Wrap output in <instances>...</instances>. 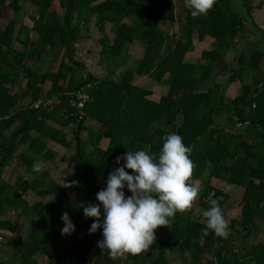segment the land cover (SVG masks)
Returning a JSON list of instances; mask_svg holds the SVG:
<instances>
[{
  "label": "trees",
  "instance_id": "16d2710c",
  "mask_svg": "<svg viewBox=\"0 0 264 264\" xmlns=\"http://www.w3.org/2000/svg\"><path fill=\"white\" fill-rule=\"evenodd\" d=\"M20 1L37 8L28 16L30 27L15 19L23 11ZM55 1L62 10L60 17L51 9ZM178 4L184 12L178 30L162 32L160 24L179 20ZM263 6L264 1L217 0L207 16L193 18L184 0H0V15L2 8L11 10L0 27V239L13 249L17 264H37L35 254L46 258L43 264H168L169 252L187 253L192 264H264V241L250 238L264 224V47L239 48L252 33L264 43V30L252 15ZM92 22L102 33L97 65L108 72L120 68L129 44L142 47L134 70L123 72L118 83L108 79L109 75L97 80L74 59L76 46L90 39ZM107 27L110 37L105 34ZM205 37L212 39L211 46L195 62L187 61L193 41ZM230 50L235 55L226 85L236 81L239 85L228 97L212 80L215 66ZM151 73L167 85L158 101L146 98L149 90L132 84L135 75ZM244 77L247 81L243 83ZM46 82L51 83L47 91ZM88 84L90 101L82 120L29 109L37 99ZM25 99L27 104H23ZM87 117L105 126L104 133L97 134L98 140H109L104 150L97 142L90 146L80 138ZM153 122L158 123L155 130ZM70 125L68 141L64 128ZM170 132L193 148L199 198L187 214H176L171 228L156 230L157 241L149 250L112 260L107 250L101 254L97 246L103 229L89 234L94 219L86 218L81 206L98 203L96 194L107 187L109 174L126 163L117 164L118 156L128 150L158 152L161 138ZM43 139L73 149L70 157L62 158L69 169L62 182L76 181L72 187L50 182L53 190L47 184L42 190L37 188L45 183L47 173L32 170L34 157L43 153L50 158L52 152ZM14 161L18 170L9 171L11 175L16 172L13 182L11 175L1 181ZM98 179L105 182L103 188ZM234 188L241 190L237 199L231 194ZM29 191L40 199L29 204L21 196ZM125 193L131 195L127 188ZM42 195L54 199L43 201ZM210 198L219 199L231 232L227 239L209 232L200 246L201 230L206 227L201 212L208 208ZM10 210L32 220L28 239L13 238L15 227L5 218ZM65 212L78 236L62 245L59 230L65 226Z\"/></svg>",
  "mask_w": 264,
  "mask_h": 264
},
{
  "label": "clouds",
  "instance_id": "9594fccd",
  "mask_svg": "<svg viewBox=\"0 0 264 264\" xmlns=\"http://www.w3.org/2000/svg\"><path fill=\"white\" fill-rule=\"evenodd\" d=\"M217 0H184L193 18L207 16ZM155 130L158 123L153 122ZM158 152L147 149L128 150L116 158L122 166L113 169L107 178V187L96 194L98 203L82 205L86 218H93L89 234L103 229V239L97 242L107 250L112 260L125 254L139 255L157 241L156 230L171 228L177 213L187 214L199 198L200 187L194 176L197 165L191 159L193 148L184 143L183 137L170 132L162 138ZM126 169L131 170L126 171ZM36 173L45 170V162L37 160L32 165ZM76 181L62 182L70 188ZM125 188L131 192L126 196ZM208 208L201 215L206 227L201 230L198 243L203 246L205 237L212 232L216 237L227 239L230 235V219L221 207L219 199L210 198ZM62 235H71L76 227L69 214L63 213Z\"/></svg>",
  "mask_w": 264,
  "mask_h": 264
},
{
  "label": "crops",
  "instance_id": "0c3cea01",
  "mask_svg": "<svg viewBox=\"0 0 264 264\" xmlns=\"http://www.w3.org/2000/svg\"><path fill=\"white\" fill-rule=\"evenodd\" d=\"M262 1H264V0H261L259 2H262ZM180 6H181V12H182V16H183V14H184L183 5L180 4ZM261 10H264V6L258 11H261ZM18 14H20V13H18ZM252 15H254V13ZM263 18H264V16H263ZM253 19L255 20V16H253ZM16 20L18 21V23H23L24 25H26L28 27L31 26L30 20H29V23L24 22V20L21 21L20 19H16ZM259 22L264 23V20L261 19ZM165 24H160L161 31L164 33H167V34L172 33V29H171L172 26L171 27L169 26V28H165ZM258 26L260 29L264 30V25H261V23H259ZM95 27H91V33L89 36L90 39L87 40L84 44L76 46V49H75L76 55H75L74 59L77 62L82 63L84 65L85 70L89 71L92 75H95V78L97 80H99V81L104 80L109 75L108 79H110L111 81H113L115 83H118V81L120 80V76L123 72L134 70L135 62L138 61L142 56V53H143L142 47L137 43L129 44L127 51H126V54L124 55V60L121 63L120 68L118 70H116L114 73L108 72L105 67H103V66L101 67V66L97 65V58H98L97 53L99 51V46L97 45V43H98V40L102 37V35L100 34V31L96 27L97 28L96 33L100 37L95 36V34L93 32V28H95ZM105 34L108 35V37H110L108 27L105 29ZM83 37L87 38V35L83 36ZM246 42L247 41H241L239 48L246 45ZM211 43H212V39L209 37H205L201 41H198L195 39L193 41V49L191 52H189L186 55V60L189 62H195L198 59V57L200 56L201 51L204 49H208L211 46ZM86 48H88V51H86ZM197 48H198V51L196 53L195 50ZM78 49H80V50H78ZM191 54L193 56L192 58H191ZM234 55L235 54L232 50L228 51L227 53L222 55L221 60L215 66L214 79L212 80V84L214 87L220 88L221 86H224L226 84V82H223V85L215 86L214 82L216 79H222V78L227 81V78H228L227 70L231 67L230 64L233 65ZM129 65H131V66L129 67ZM53 66H54V68H57L58 62H55L53 64ZM109 73H111V74H109ZM154 75H155V73H151V74H148L146 76L135 75L133 80H132V84L134 85V87L142 88L144 90H149V92L146 95V98L154 100V101H158L161 96L165 95V93L167 91V85H166V83L159 82V81L155 80ZM77 77L79 78L80 75ZM50 87H51V83L46 82V84L44 86V90L47 91L50 89ZM53 126L56 127L57 129H60V125L57 123H53ZM71 131H72L71 125L64 128V132L67 134L68 141L71 140ZM104 131H105V126L98 125L95 119L87 117L83 123V128H82L79 136L82 139V141L87 140L90 143V146H92L91 143L97 142L98 148L104 150L107 147L109 140L106 137L100 138L99 140L97 138L98 137L97 134L101 135L104 133ZM43 141L46 143L47 148H49L52 152H51L50 158H45L43 156V153H40L39 155L34 157V161L43 159V161L45 162V170L41 173L46 172L47 177L44 179L45 183L43 184V182H42L40 184L41 186L37 187L41 190L43 189V186L46 184L48 185V189H50L51 188L50 182H54L56 184H60L62 182L63 177L66 175L67 171L69 170L67 163L64 162V160H66V159L62 160V158H68L73 154V149H71V148H63V147L59 146L58 144H56L55 142H52L49 140L43 139ZM60 149H62L63 152ZM59 171L61 172L62 176L59 177V179H56L55 176ZM5 173H6V171H5ZM5 173H4V176H6ZM97 181H98L99 187L103 188V186L105 185L104 184L105 182L103 181V179H98ZM48 189H46V190H48ZM50 190H53V188H51ZM225 190L228 192L229 187H227ZM69 191H70V189H67L66 192L69 193ZM231 194H232L234 199H237L241 195V190L234 188V189H232ZM21 196L29 204H32L35 201H37L38 199H40V197L37 196L33 191H29V192H27V194L21 193ZM42 196L43 197L41 200H43V201H52L54 199L53 195H42ZM233 214H235L234 217L237 218L239 211L237 210ZM5 218H7L15 227L14 233H13L14 239H17V240L28 239L29 233L31 232V230L33 228V224L31 222L32 220H30V218H27L25 216H18L17 212L15 210H10V211L6 212ZM59 232L61 234L60 243L62 245H64L68 240H72V238L74 239L78 236L77 232H74L71 235H62V229L59 230ZM7 235H9V234L7 233ZM250 238H251V240L255 238V239H259L261 241H264V224L260 228L259 232L252 234V236ZM187 256H188V261H182V257L187 258ZM34 257H35L37 264H43L46 261V258H43V257L39 256L38 254H35ZM166 258L169 260L168 264H192L189 261L190 259H189V255L187 253H178V252L170 253L169 252L168 255L166 256ZM12 263H14V264L18 263V260L15 259L13 256V249L11 247H9L8 245H6L5 242H3L0 239V264H12ZM214 264H215V262H214Z\"/></svg>",
  "mask_w": 264,
  "mask_h": 264
},
{
  "label": "rangeland",
  "instance_id": "374dc122",
  "mask_svg": "<svg viewBox=\"0 0 264 264\" xmlns=\"http://www.w3.org/2000/svg\"><path fill=\"white\" fill-rule=\"evenodd\" d=\"M253 1L255 2V4H257L261 0H253ZM20 6H22V10L23 11L22 12H19L20 14H16L15 15V19H20L21 21L24 20V22L29 23L28 15H32V14L36 13L37 8L36 7H32V6H30V4L24 3L22 1H20ZM51 9L56 12L57 17H60L61 16L62 10L58 7L57 1L53 2ZM176 13H177V16L179 17V20L177 21V23H174V24L166 23L165 24V28H169V26L170 27L172 26L171 27L172 32L173 31H177L178 30V23H181L183 21L182 20L181 6L179 4L177 6ZM253 13H254L253 16H255V21L258 23V25H259V23H261V25H264L263 22H259L261 19L264 20V18H263V16H264V10L254 11ZM10 15H11V10L10 9L2 8V15H0V27H2V25H4V23L6 22V18L9 17ZM90 27H95V25L93 24V22L91 23ZM96 29H97L96 27L93 28V32H94V34H95L96 37H100L96 33ZM82 34H83V36H86L87 35L86 31H84V30H82ZM100 34L102 35V33H100ZM259 39L260 38L258 36H256L254 33L250 34V36H249V38H248V40L246 42V45H247V49L246 50L251 51L252 48L254 46H256L257 44H258L259 47H264L263 41H261L260 43L258 42ZM253 44H254V46H253ZM78 50H80V49H78ZM197 51H198V48L195 50V52L197 53ZM246 54H248V53H246ZM192 57L193 56L191 54V58ZM131 65H129V67ZM230 66L232 67V64H230ZM246 81H247V79H246V77H244L242 82L244 83ZM223 82H226V80L223 79V78L222 79H216L215 82H214V85L215 86H221V85H223ZM238 85H239V82H237V81L235 83H233V84H230V85H226L225 84V87L224 86H221L220 91L221 92H225L226 95L229 97V96H231L235 92V90L238 88ZM28 101H29L28 99H25L24 102H23V104H27ZM174 130H175V128H172V131H174ZM60 150L62 151V149H60ZM40 160H43V159H40ZM11 168L14 169V170H18V164H17V162L14 161L11 164V167L8 168V170L5 173L6 176L3 175L1 181L9 180V177H7V176L8 175H11L10 172H9L11 170ZM14 174H16V172L12 173V175H11L12 176L11 177V182H13V180H14L13 179L14 178ZM61 176H62V174L59 171L56 174L55 177H56V179H59V177H61ZM182 261H188V256H187V258H183L182 257Z\"/></svg>",
  "mask_w": 264,
  "mask_h": 264
},
{
  "label": "built area",
  "instance_id": "2783aa9c",
  "mask_svg": "<svg viewBox=\"0 0 264 264\" xmlns=\"http://www.w3.org/2000/svg\"><path fill=\"white\" fill-rule=\"evenodd\" d=\"M90 89L91 85L88 84L85 87L66 91L62 94L45 96L32 102L29 109L45 110L47 113L58 114L64 118L82 120L85 117V107L90 101ZM240 126L241 124L236 125V127ZM105 251L100 249L101 254H104Z\"/></svg>",
  "mask_w": 264,
  "mask_h": 264
}]
</instances>
